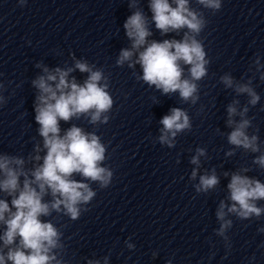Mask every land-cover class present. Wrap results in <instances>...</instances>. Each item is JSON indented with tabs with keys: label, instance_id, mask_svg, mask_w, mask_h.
<instances>
[{
	"label": "clouds",
	"instance_id": "obj_1",
	"mask_svg": "<svg viewBox=\"0 0 264 264\" xmlns=\"http://www.w3.org/2000/svg\"><path fill=\"white\" fill-rule=\"evenodd\" d=\"M19 6L27 0H18ZM131 15L123 24L130 46L122 48L116 58L117 67L127 65L133 70L137 81L154 88L161 95L178 93L182 103L196 105L200 100V84L208 75L210 60L205 50L201 33L209 21L205 10L212 15L222 9V0H195L199 7L192 6V0H148L149 17L141 0H127ZM161 37L174 33L180 36L155 40L152 24ZM71 65L49 68L42 62L35 66L41 74L31 80L36 90L34 101L35 122L40 140H35L27 157L0 152V264H68L65 260L66 245L64 233L50 219L53 213L78 220L96 197L92 184L100 189L108 188L113 180V170L105 165L108 159L107 146L95 131H87L75 123L67 129L61 128V121L85 119L94 128L110 120L114 100L110 94V79L103 68L91 64L85 58L70 54ZM137 66L140 72L136 71ZM87 74L78 82L72 75L75 71ZM252 73L247 79H236L226 72L219 77L225 89L235 97L246 96L241 105L233 98L226 106L225 127L216 132L226 137L231 146L225 153L233 157L238 149L243 153L255 154L252 165L264 170V142L248 113L261 100L253 80L257 74L264 82V63L257 53L249 65ZM6 86L0 82V107L8 102L3 94ZM155 99V98H154ZM158 103V102H157ZM156 103V104H157ZM203 105L200 112H203ZM159 124V135L154 143L174 148L178 135L192 130V118L186 109L173 107ZM252 129L250 132L249 130ZM210 159L206 148L197 147L189 163L194 167L189 180L197 194H208L221 184V176L228 178L227 195L221 199L215 210L219 227L215 235L221 237L226 256L232 243L228 235L233 220H259L264 215V182L248 173L250 166H241L234 171H223L218 175L216 167L204 169L202 159ZM179 163V160H177ZM80 176V180L75 177ZM10 198V202H9ZM264 233V226L257 229ZM125 241L127 249L134 250L135 244ZM157 251L152 252L155 259ZM212 253L209 259L214 256ZM255 260L251 257L249 264ZM110 254L99 259H87V264H109ZM167 264H172L169 259Z\"/></svg>",
	"mask_w": 264,
	"mask_h": 264
}]
</instances>
